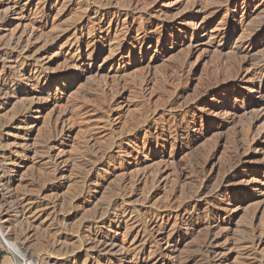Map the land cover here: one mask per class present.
Here are the masks:
<instances>
[{"label": "rangeland", "instance_id": "374dc122", "mask_svg": "<svg viewBox=\"0 0 264 264\" xmlns=\"http://www.w3.org/2000/svg\"><path fill=\"white\" fill-rule=\"evenodd\" d=\"M0 56V264H264V0H0Z\"/></svg>", "mask_w": 264, "mask_h": 264}, {"label": "bare ground", "instance_id": "6f19581e", "mask_svg": "<svg viewBox=\"0 0 264 264\" xmlns=\"http://www.w3.org/2000/svg\"><path fill=\"white\" fill-rule=\"evenodd\" d=\"M1 57V56H0ZM2 62V61H1ZM3 63V62H2ZM4 66V65H3ZM264 66V65H263ZM2 67V66H1ZM9 82H10V77H8L7 75L5 76L4 74V77L2 79H0V94L2 93H8L9 89H10V86H9ZM4 94V95H5ZM248 109L245 107L244 111H247ZM249 111V110H248ZM241 148V145L238 142L235 143V150L236 152H238ZM241 168V167H240ZM243 169V168H242ZM237 170V169H236ZM7 195V194H6ZM15 197V194L13 195H10V196H5V195H1L0 196V205H2V207H6L7 209V213L11 212V211H15L14 209L16 210H19L20 208L24 207V202L23 200H19L17 201V203L15 204L14 207H10L9 205H11L8 201L11 199V198H14ZM16 198V197H15ZM18 199V197H17ZM12 200V199H11ZM16 200V199H15ZM25 201V200H24ZM25 210V209H24ZM1 212V211H0ZM3 212V211H2ZM6 212V211H5ZM17 212V211H16ZM12 213V212H11ZM28 221V219H27ZM10 235V234H9ZM6 232H5V229L3 227L0 226V236L5 238L6 236L8 237L9 236ZM12 236V235H11ZM10 238V236H9ZM99 242V241H98ZM106 242L105 241H102V245H104ZM99 245V244H98ZM217 255V254H216ZM221 255L217 256V257H220ZM216 257V256H215ZM216 257V258H217ZM223 257H221L219 259L222 260Z\"/></svg>", "mask_w": 264, "mask_h": 264}]
</instances>
